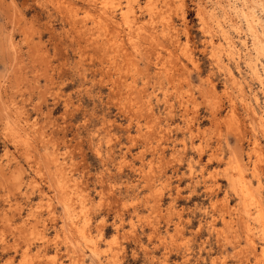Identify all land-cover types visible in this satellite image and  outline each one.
Masks as SVG:
<instances>
[{
	"label": "rangeland",
	"instance_id": "1",
	"mask_svg": "<svg viewBox=\"0 0 264 264\" xmlns=\"http://www.w3.org/2000/svg\"><path fill=\"white\" fill-rule=\"evenodd\" d=\"M242 8L0 0V264H260L264 51Z\"/></svg>",
	"mask_w": 264,
	"mask_h": 264
},
{
	"label": "bare ground",
	"instance_id": "2",
	"mask_svg": "<svg viewBox=\"0 0 264 264\" xmlns=\"http://www.w3.org/2000/svg\"><path fill=\"white\" fill-rule=\"evenodd\" d=\"M237 1V0H236ZM242 2H243V4L244 5H246V7L248 8V10L246 9H244V8H242L241 9V12H242V16H245L244 18H246V20H247V22H248V26H249V29L253 32V37H254V39H255V41L254 42H256V48H254L253 47V49H255V50H257V52H263L264 51V32H259V31H257L256 30V25L258 24L259 26L261 25V26H264V16L262 17V16H260V15H258V14H256V12H255V7L256 6H258L259 8H260V12H264V0H242ZM230 4V3H229ZM199 5V4H198ZM231 5V4H230ZM238 6V5H237ZM236 6V8H238ZM105 7V6H104ZM245 7V6H244ZM198 8H200V7H198ZM233 8V7H232ZM235 10V9H234ZM233 10V11H234ZM257 10V9H256ZM238 11H240V10H238ZM241 12H240V14H241ZM89 15V14H88ZM179 15V14H178ZM85 19V18H84ZM88 19V18H87ZM99 19V18H98ZM244 21H245V19H244ZM131 23V22H130ZM85 24V23H84ZM107 24V23H106ZM99 25V24H98ZM109 25V24H108ZM97 27V26H96ZM100 27V26H99ZM98 27V28H99ZM141 27V26H140ZM97 29V28H96ZM130 30H131V28H130ZM132 31V30H131ZM261 31H262V28H261ZM136 32V31H135ZM154 34V33H153ZM252 35V34H251ZM132 38V37H131ZM94 39V38H93ZM133 39H135V38H133ZM113 40V39H112ZM112 42V41H111ZM110 42V44H112ZM114 43V42H113ZM108 44V43H107ZM118 44V43H117ZM255 44V43H254ZM114 45H116V44H114ZM232 46V45H231ZM108 48V47H107ZM120 48V47H119ZM123 48H124V46H123ZM234 48V47H233ZM232 49V48H231ZM254 50V51H255ZM232 51V50H231ZM234 52V51H233ZM231 54H232V52H231ZM257 55H259V54H257ZM262 55V54H261ZM264 55V54H263ZM250 56H251V54H250ZM256 57V56H255ZM249 58H251V57H249ZM262 58V57H261ZM254 59H258V58H254ZM259 59H260V57H259ZM264 62V61H263ZM110 63V62H109ZM256 63H257V61H256ZM251 65H252V63H251ZM256 67V66H255ZM107 68V67H106ZM254 68V67H253ZM167 72V71H166ZM255 73H257L258 75H259V77H260V80L261 79H263L262 77H261V75L259 74V71L258 70H256V72ZM208 79V78H207ZM114 81V80H113ZM210 81V80H209ZM262 82H263V80H262ZM264 83V82H263ZM210 85H211V83H210ZM130 88V87H129ZM139 88V87H138ZM133 89V88H132ZM134 89H137V88H134ZM143 89V88H142ZM130 90V89H129ZM138 90V89H137ZM149 102V101H148ZM149 106H150V104H149ZM141 108V107H140ZM150 108H152V106L150 107ZM15 115V114H14ZM21 116V115H20ZM9 123V122H8ZM10 124V123H9ZM20 125V124H19ZM11 127H12V125H10ZM16 126V125H15ZM19 127V126H18ZM21 127V126H20ZM24 127V126H23ZM27 134V133H26ZM162 138V137H161ZM48 156V155H47ZM31 158V157H30ZM33 158V157H32ZM48 158V157H47ZM49 161V160H48ZM36 162V161H35ZM50 162V161H49ZM37 165V164H36ZM38 166V165H37ZM237 166H239V165H237ZM240 168H241V166H239ZM239 168V169H240ZM243 175V174H242ZM61 183V182H60ZM63 183V182H62ZM63 184H65V183H63ZM66 184H67V182H66ZM65 184V185H66ZM68 185V184H67ZM66 185V186H67ZM58 186H59V184H58ZM64 186V185H63ZM62 187V186H61ZM61 187H59V189L61 188ZM240 189H241V191L243 192V194L244 195H246V194H248V195H251L252 196V194L249 192V188H248V186H247V184L246 183H242L241 184V186H240ZM64 190V188L62 187V191ZM65 191H66V189H65ZM65 191L63 192V193H65ZM66 195H67V192H66ZM65 196V195H64ZM64 196H63V198H64ZM67 197V196H66ZM65 197V198H66ZM67 199V198H66ZM70 199H68V200H66V201H69ZM255 200V199H254ZM253 200V201H254ZM253 203H255V201L253 202ZM259 205V204H258ZM257 212V215L255 216V220H256V222H258L259 223V225H260V229H259V232H260V234L262 235V238H263V240H264V208L262 207V205H261V207L259 206V209H257L256 210ZM78 218V217H77ZM73 221V220H72ZM245 222V221H244ZM244 224V223H243ZM72 227V226H71ZM75 228V227H74ZM182 228V227H181ZM76 230V229H75ZM78 230H80L79 228H78ZM180 231V230H179ZM255 234V232L253 231V229H252V227H251V223L248 225V234L247 235H249V239L250 240H252L253 241V235ZM93 243V242H92ZM254 244V243H253ZM88 246V245H87ZM89 246H91V245H89ZM96 247H94V249H95ZM75 250V249H74ZM95 251H96V249H95ZM253 252H254V249H253ZM83 254V253H82ZM258 260H259V263L260 264H264V249H263V253H262V256L260 257V258H258ZM258 262V261H257Z\"/></svg>",
	"mask_w": 264,
	"mask_h": 264
}]
</instances>
